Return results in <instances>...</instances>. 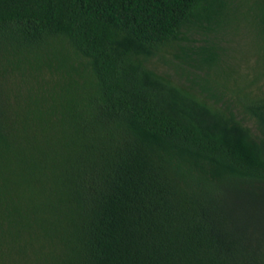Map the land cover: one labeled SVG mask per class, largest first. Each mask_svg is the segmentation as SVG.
I'll use <instances>...</instances> for the list:
<instances>
[{
    "label": "trees",
    "instance_id": "obj_1",
    "mask_svg": "<svg viewBox=\"0 0 264 264\" xmlns=\"http://www.w3.org/2000/svg\"><path fill=\"white\" fill-rule=\"evenodd\" d=\"M0 264H264V0H0Z\"/></svg>",
    "mask_w": 264,
    "mask_h": 264
}]
</instances>
